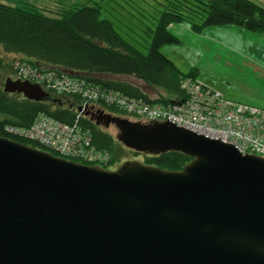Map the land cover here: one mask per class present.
<instances>
[{"label": "water", "instance_id": "obj_1", "mask_svg": "<svg viewBox=\"0 0 264 264\" xmlns=\"http://www.w3.org/2000/svg\"><path fill=\"white\" fill-rule=\"evenodd\" d=\"M2 88L49 96L11 76ZM90 118L127 148L191 159L111 169L0 135V264H264L263 156L167 120Z\"/></svg>", "mask_w": 264, "mask_h": 264}, {"label": "trees", "instance_id": "obj_2", "mask_svg": "<svg viewBox=\"0 0 264 264\" xmlns=\"http://www.w3.org/2000/svg\"><path fill=\"white\" fill-rule=\"evenodd\" d=\"M87 1L63 9L59 15L43 12L34 4L0 1V47L4 50L0 53V74L12 76L13 63L20 59L43 69L72 71L73 75L128 97L167 103L185 97L180 87L182 76L198 73L196 67L181 70L161 51L164 44L180 42L169 30V24L186 22L196 32L226 23L252 31L264 29V6L254 0ZM7 52L14 54L11 59L6 57ZM1 84L0 81V135L46 149L34 140L5 130L7 124L28 126L38 112H44L88 129L93 144L109 151L110 160L105 167L125 160L127 147L85 111L78 112L82 103L79 94L47 89L48 97L35 100L5 91ZM147 87L154 89L157 96H152ZM95 105L125 115L113 104L98 101ZM190 159L179 150L144 153L145 163L169 169H180Z\"/></svg>", "mask_w": 264, "mask_h": 264}, {"label": "built area", "instance_id": "obj_3", "mask_svg": "<svg viewBox=\"0 0 264 264\" xmlns=\"http://www.w3.org/2000/svg\"><path fill=\"white\" fill-rule=\"evenodd\" d=\"M15 77L38 82L56 93L79 94L81 113L93 103L113 104L125 114L145 121H170L205 136L234 144L243 153L264 157V107L234 101L196 76L184 75L180 87L185 97L170 102L147 101L106 90L98 84L65 71L43 69L27 61H14ZM12 135L34 140L66 158L105 166L110 154L97 148L88 129L65 123L44 112H38L28 126L7 124Z\"/></svg>", "mask_w": 264, "mask_h": 264}, {"label": "rangeland", "instance_id": "obj_4", "mask_svg": "<svg viewBox=\"0 0 264 264\" xmlns=\"http://www.w3.org/2000/svg\"><path fill=\"white\" fill-rule=\"evenodd\" d=\"M0 1L12 5L34 4L43 12L50 15H59L63 9H71L88 2L87 0ZM254 1L264 6V0ZM165 46H174L176 49L173 50ZM142 49L145 50V47ZM161 51L172 57V60L175 61L176 64L183 69V71H188L190 68L196 67L198 69L197 78L203 82L205 80L207 84L209 83V86L220 90L227 98L238 102L251 103L259 106L263 105L261 107H264V103H262L264 99V87H261V81L256 77L257 72H252L248 69V61H246L245 55L235 54L237 51H240L235 49V47L231 48L225 45L222 48H215L211 50V53H203L201 49L193 46L186 38H183L182 43L162 45ZM0 53H4V50H2L1 47ZM13 55V53L7 52L6 57L11 59ZM260 60L264 64V57H261ZM258 74H263L264 76V67L262 71L258 69ZM5 77V74H0V81L2 82ZM146 90L149 91L152 96H157L154 89L147 87ZM101 126L115 136L117 129L114 124H109L108 126L101 124ZM127 149V152L124 154V159L135 158L144 162V152L135 151L134 153L133 149ZM121 162L122 161L114 163L110 166V168H116Z\"/></svg>", "mask_w": 264, "mask_h": 264}, {"label": "crops", "instance_id": "obj_5", "mask_svg": "<svg viewBox=\"0 0 264 264\" xmlns=\"http://www.w3.org/2000/svg\"><path fill=\"white\" fill-rule=\"evenodd\" d=\"M169 30L179 37L181 43L183 38H186L189 43L201 49L203 53H211V50L222 48L225 45L240 50L235 54L245 55L246 61H248V69L252 72H257L256 77L260 79L262 84L261 87H264V76L263 74H258V69L262 71L264 67V64L260 60L261 57H264V29L252 31L236 24L226 23L209 25L204 27L201 31L196 32L192 30L186 22H173L169 24ZM165 47H169L173 50L176 49L174 46ZM168 57L172 59V57ZM178 67L183 70L180 66ZM204 82L206 81L204 80ZM262 103H264V99Z\"/></svg>", "mask_w": 264, "mask_h": 264}, {"label": "flooded vegetation", "instance_id": "obj_6", "mask_svg": "<svg viewBox=\"0 0 264 264\" xmlns=\"http://www.w3.org/2000/svg\"><path fill=\"white\" fill-rule=\"evenodd\" d=\"M12 93H16V94H22V93H20V92H12Z\"/></svg>", "mask_w": 264, "mask_h": 264}]
</instances>
